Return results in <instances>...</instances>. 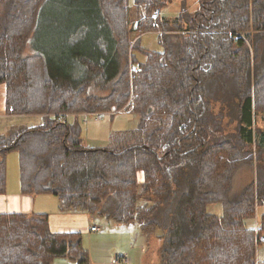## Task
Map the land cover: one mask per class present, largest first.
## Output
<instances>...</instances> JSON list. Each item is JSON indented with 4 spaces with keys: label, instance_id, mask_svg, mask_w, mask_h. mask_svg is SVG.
<instances>
[{
    "label": "trees",
    "instance_id": "1",
    "mask_svg": "<svg viewBox=\"0 0 264 264\" xmlns=\"http://www.w3.org/2000/svg\"><path fill=\"white\" fill-rule=\"evenodd\" d=\"M127 1L96 0L105 42L53 63L23 55L47 0H0L5 115L42 117L39 126L0 134V196L6 156L16 151L23 196L52 195L64 213L161 230L158 264H264L256 259L264 236L246 227L264 208V132L255 142L253 131L255 113L264 112V0H198L185 28L182 18H159L166 0H134L133 23ZM152 31L161 53L131 40ZM134 51L145 60L130 70ZM214 102L226 108L218 120ZM122 110L139 117L120 139L132 144L119 148L114 132L113 148L82 144L78 117ZM224 117L236 122V135L209 142V123L220 130ZM253 164L252 181L231 194L235 173ZM216 204L221 216L208 211ZM57 259L88 263L80 234L52 233L46 214H0V264Z\"/></svg>",
    "mask_w": 264,
    "mask_h": 264
},
{
    "label": "rangeland",
    "instance_id": "2",
    "mask_svg": "<svg viewBox=\"0 0 264 264\" xmlns=\"http://www.w3.org/2000/svg\"><path fill=\"white\" fill-rule=\"evenodd\" d=\"M56 1L47 0L42 7L38 25L23 52L25 57L44 54L53 63L71 61L76 53L91 47L92 43L105 42L103 38L107 31L105 27H100L103 21L96 0ZM127 3L131 8V20L134 23L138 18L134 0H128ZM197 9L198 0H166L159 17L169 22L182 18L181 24L185 28L187 20L196 13ZM158 37L157 31L145 32L141 35L135 32L131 34L132 41L139 38V47L143 50L161 53L163 46L158 42ZM132 54L137 63L131 62L130 70H135L138 64L144 62L145 57L140 51H134ZM0 87L4 89V85ZM222 107L219 103H212L211 112L216 120L220 119L217 116L220 111L226 112V108L223 107L222 110ZM75 119L76 117L73 116L67 117L69 123L74 122ZM93 119L89 116L83 121L82 116L78 117L80 137L84 146L96 149L113 148L111 145L113 141L108 138L110 132H114L112 136L119 148L132 144L133 140L130 138L120 141L123 134L136 130L139 123V117L130 110L103 114L99 122ZM41 123L42 117L39 115H0V134H6L11 128L36 127ZM209 126L212 133L209 135V142H216L223 136L236 135V122H231L228 117L221 120L220 130H216L215 123H209ZM253 131L257 142L259 133L264 132V112L255 113ZM252 148L255 149L256 145H252ZM254 166L255 164L252 168L244 166L238 169L232 179L231 194L237 193L252 181L255 175ZM19 187V157L16 151H12L6 156V194L22 195ZM208 211L213 215L221 216L222 207L218 204L212 205L208 207ZM263 211L264 208L258 206L255 216L246 221L248 229L261 233L262 236L264 230L258 229ZM27 213L46 214L50 231L54 234H80L82 246L88 254V264H113L115 257H127L128 264L159 263V249L162 246L161 230L142 231L135 223L125 224L79 210L68 212L72 214H62L58 210L57 199L52 195L34 196L32 210ZM91 227H95V230L91 231ZM257 241L260 242V237ZM256 259L264 261V243L258 246ZM52 264L73 263L68 259H57Z\"/></svg>",
    "mask_w": 264,
    "mask_h": 264
},
{
    "label": "crops",
    "instance_id": "3",
    "mask_svg": "<svg viewBox=\"0 0 264 264\" xmlns=\"http://www.w3.org/2000/svg\"><path fill=\"white\" fill-rule=\"evenodd\" d=\"M1 88L2 87H0V91H1V93H0V115H5L4 106H3V100H4V94H5V85H4V89H1ZM122 111L125 112L127 110H122ZM82 120L86 121L87 118H85V120H84L83 116H82ZM96 122H99V121H96ZM112 133L113 132H110V134L108 133L109 137L108 136L107 137L109 139H110V136ZM34 196H37V195H34ZM34 196H23V195H17V194L8 195L5 192L4 195L0 196V214H25V215L34 214V213H31V214L27 213V212H31V210H32V198ZM57 202H58V210H59V212H61L60 208H59L60 204H59L58 199H57ZM61 213L62 214H72V213H68V212H65V213L61 212ZM50 223L51 222H49V224ZM49 229H50V227H49Z\"/></svg>",
    "mask_w": 264,
    "mask_h": 264
},
{
    "label": "built area",
    "instance_id": "4",
    "mask_svg": "<svg viewBox=\"0 0 264 264\" xmlns=\"http://www.w3.org/2000/svg\"><path fill=\"white\" fill-rule=\"evenodd\" d=\"M153 18H157L158 17V11L154 12L152 15H151ZM102 115L101 113H94V114H85L83 115V118H87L89 116L93 117L95 121H100L101 118H102ZM91 230H95V227H92ZM260 242H264V237H261L260 238ZM128 258L127 257H115L114 258V262L113 264H128Z\"/></svg>",
    "mask_w": 264,
    "mask_h": 264
},
{
    "label": "bare ground",
    "instance_id": "5",
    "mask_svg": "<svg viewBox=\"0 0 264 264\" xmlns=\"http://www.w3.org/2000/svg\"><path fill=\"white\" fill-rule=\"evenodd\" d=\"M164 7V6H163ZM160 13V12H159ZM183 14V13H182ZM160 18V17H159ZM182 23V22H181ZM175 25V24H174ZM177 25V24H176Z\"/></svg>",
    "mask_w": 264,
    "mask_h": 264
}]
</instances>
